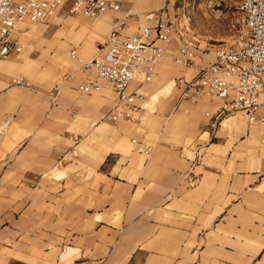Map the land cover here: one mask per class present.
Instances as JSON below:
<instances>
[{
	"label": "crops",
	"instance_id": "crops-1",
	"mask_svg": "<svg viewBox=\"0 0 264 264\" xmlns=\"http://www.w3.org/2000/svg\"><path fill=\"white\" fill-rule=\"evenodd\" d=\"M113 1L120 11L93 19L66 0L21 24L23 50L0 58V264H264V123L170 89L230 36L178 20L177 0ZM152 14L173 21L174 38L157 41L168 57L153 80L129 87L149 110L140 123L108 119L126 108L111 89L80 90L82 60L107 50L118 19L127 35L154 28ZM185 37L200 50L188 68L174 61Z\"/></svg>",
	"mask_w": 264,
	"mask_h": 264
},
{
	"label": "built area",
	"instance_id": "built-area-1",
	"mask_svg": "<svg viewBox=\"0 0 264 264\" xmlns=\"http://www.w3.org/2000/svg\"><path fill=\"white\" fill-rule=\"evenodd\" d=\"M66 0H0V58H7L23 50L17 38V32L23 23L37 24L56 15ZM120 11L121 5L113 0H73L70 13L99 18L107 11ZM240 24L242 31L236 34L229 45L214 49L215 60L206 65L197 66L195 77L184 76L175 79L170 89L180 90V97L204 98L216 96L224 100L223 113H242L250 122L264 123V0H240ZM156 26L142 27L139 31L122 34L125 26L124 17L118 19L108 34L107 50L90 59L82 60L81 71L85 74L79 88L88 95L111 89L118 99V106L126 109L118 114L109 115L108 119H124L140 123L149 110V101L141 91H129L131 83L141 74L144 82H151L159 61L168 57L165 45L174 38V24L170 18L150 15ZM200 50L192 38H183L178 47L175 63L183 68L195 65V58ZM78 57L76 51L69 53ZM73 78V75L66 79ZM23 85L22 77L14 80ZM62 89V83L54 88L56 98ZM233 93V96L231 97ZM73 139L77 141L78 136ZM264 143V139H263ZM72 155L78 156L73 149ZM150 153L149 149L145 150ZM189 186L194 184L188 179ZM189 188V187H188Z\"/></svg>",
	"mask_w": 264,
	"mask_h": 264
},
{
	"label": "rangeland",
	"instance_id": "rangeland-1",
	"mask_svg": "<svg viewBox=\"0 0 264 264\" xmlns=\"http://www.w3.org/2000/svg\"><path fill=\"white\" fill-rule=\"evenodd\" d=\"M177 2L178 15L176 18L178 20L179 18L180 21L189 20L198 32L202 28L206 34L213 37L218 27H220V31L224 32H220L222 37L230 36V40L226 44L220 43L219 46L229 45L234 36L242 31L240 0H177Z\"/></svg>",
	"mask_w": 264,
	"mask_h": 264
}]
</instances>
